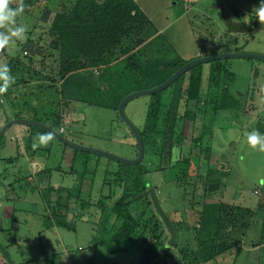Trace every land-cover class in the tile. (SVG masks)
Here are the masks:
<instances>
[{"label": "rangeland", "instance_id": "rangeland-1", "mask_svg": "<svg viewBox=\"0 0 264 264\" xmlns=\"http://www.w3.org/2000/svg\"><path fill=\"white\" fill-rule=\"evenodd\" d=\"M28 1L31 3L27 6L28 11L24 8L16 17L15 25L0 26V32L9 35L16 27L26 28L23 39L11 37L9 43L0 48V67L7 65L15 57H20L26 67H31L29 72L25 69L24 82H14L6 91H0V128L11 118L34 119L30 116L33 112L26 106L29 98L26 95L41 90L40 85L52 84L54 80L60 81L59 53L54 48L55 38L50 26L54 16L63 8L72 7L76 0H22L23 5ZM136 1L142 7H151L155 21L158 25H164L160 29L154 21L157 33L165 36L169 43L168 49H175L178 56L188 61L235 49L264 54V20L257 16L261 0H167L166 4V0ZM20 3L21 0H8L10 8H17ZM219 4H224L235 19L244 20L252 27L246 36L227 30L218 8ZM157 11L164 14L162 23L157 18ZM31 42L35 44L32 50L27 47ZM154 42L148 38L141 44L140 51L153 58L152 53L160 47ZM218 60H224L226 68L228 64L236 74L237 78L233 81L231 90L242 100L239 115L237 116V109L217 114L209 122L213 126V135L209 139L201 133L205 123L201 113L206 108L205 105L201 102L193 103L183 95L176 110L179 118L174 140L180 133L184 134L185 140L183 144L175 141L171 161L197 157V163L191 166L187 184H177L167 176V166L171 164L168 155L160 157L155 153L152 160L149 157L146 160L149 168L147 179L152 187L156 186L162 206L173 221L184 222L180 224L178 240L167 252L168 264L191 262L194 257L187 247L193 246V226L199 219L201 205L222 201L249 207L254 211L255 217L243 238L242 247H235L226 253V258L217 257L207 264L264 262V243L258 242L264 211V151L259 146L253 148L247 140L248 133H260L255 127L258 118L264 116V61L245 57ZM214 61L201 64L204 68L202 84L205 92L213 89L209 75L213 71ZM256 69L259 71L256 72ZM82 72L93 74L100 84L104 82V67L90 68ZM225 72L226 70L220 77ZM213 75L214 78L218 77L215 73ZM2 84L3 80H0V85ZM184 85L183 78L182 88ZM44 88L47 92L48 87L45 85ZM172 94L173 87L165 92V102L172 100ZM51 101L53 103L50 112L61 117V130H56L63 132V135L125 158L136 156L135 136L131 128L122 121L118 108L115 110L87 105L60 96ZM149 104L150 95H144L126 105L127 116L139 130L145 125ZM42 108L47 110L46 103L42 104ZM22 109L25 112L19 113ZM192 111L197 115L196 120L185 119L184 115ZM30 132L28 125L9 128L5 133L6 143L0 150L3 158L17 157L13 162L2 157L0 159V244L12 261L18 264H147V257L141 251L112 253L105 245L97 244L95 239L101 216V210L96 204L102 195L112 192L110 182H113V175L107 176V182L104 177L115 170L116 161L88 151H84L90 155L88 161H85V156L73 161L74 147L67 144L65 147L55 136L48 137L46 143H41L37 137L30 142ZM194 138H202L203 145H195ZM34 144L38 145L37 152L29 156L28 150H34L31 146ZM210 167L215 168L208 171ZM46 168H52L53 171L50 176L48 172L43 173V178L46 177L43 183L30 181L34 190H25V186H20L17 181L21 175H31ZM209 172H214L212 175L217 180L224 178L217 190H210V185L206 184L211 176H208ZM48 186L61 188L64 193L68 189L73 192L68 219L75 224V229L58 226L47 229L42 225L41 214H44L45 203L39 192ZM122 190L120 187L117 193ZM79 193L84 200H90V206L81 207L75 195ZM14 222L15 226H12ZM231 232L236 239L240 238V232ZM7 257L0 250L1 264H10L6 262ZM25 261L30 262L23 263Z\"/></svg>", "mask_w": 264, "mask_h": 264}, {"label": "trees", "instance_id": "trees-1", "mask_svg": "<svg viewBox=\"0 0 264 264\" xmlns=\"http://www.w3.org/2000/svg\"><path fill=\"white\" fill-rule=\"evenodd\" d=\"M30 4V1L24 4L27 11V6ZM50 30L55 38L54 48L59 53L60 81L54 80L52 84L40 85L41 90L28 93L26 96L29 98L26 106L33 112L30 115L32 118L59 131L61 130L59 121L61 117L50 112L53 103L51 100H55L58 96L80 101L87 105L117 110L125 95L162 83L180 66L188 62L178 56L175 49H168L167 39L157 33L154 21L136 0H76L72 7L63 8L54 16ZM148 38L153 39L156 46L160 45L158 50L152 53L153 58L140 51L141 44ZM34 45L31 42L27 47L32 50ZM40 49L38 48V51H41ZM223 62L224 60H215L213 63L216 64V69L212 63L213 71L209 75V80L213 89H208V92L203 91L204 68L199 64L178 77L166 89L150 95L147 119L141 129L145 145L144 158L135 164H125L114 160L117 163L115 170L107 173L104 177L107 182L106 180L109 179L107 176L113 175L111 178L113 182H110L112 183V192L102 195L99 200L100 204H96L101 210L95 235L97 244L105 245L112 253L141 251L147 257V264H168L167 252L170 246L167 244V239L169 233L156 211L149 192L152 185L146 176L149 170L146 160L148 157L152 160L154 154L157 153L160 157L168 155L171 161L175 141L179 144L184 143L183 133H180L174 140L175 127L179 118L176 110L179 99L183 95L193 103L201 102L205 105L206 108L201 113L205 120L201 133L208 136L209 139L213 135V126L209 122H212L217 114L237 109V116L239 115V111L242 109V100L231 90V85L237 77L231 67H228L227 64L226 68ZM7 66L11 76H15L16 84L24 82L25 69L28 72L31 70V67L24 65L20 57L12 58ZM102 67H104L102 74L104 82L101 84L93 74L88 75L87 72H82L90 68L100 69ZM224 70H226L225 75L220 77ZM258 71L256 69V72ZM214 73L218 77L214 78ZM183 78L185 80L184 88L181 86ZM45 85L48 87L47 92L44 88ZM171 87H173L172 100L165 102V92ZM44 103H46L48 111L42 108ZM24 112V109L19 111V113ZM192 113L187 112L184 115L185 119L195 121L197 115ZM28 127L31 131L30 142L34 137L38 139L41 136L47 139L48 137L54 138L46 130L36 126ZM255 130L264 134V116L258 118ZM193 142L195 145L201 146L204 141L202 138H194ZM5 143L4 135L0 138V150ZM65 147H67L66 144ZM37 149L30 148L29 156L35 155ZM73 150V161L81 156H85V161H88L87 158L90 157L88 153L75 148ZM16 158L15 156L3 159L13 162ZM196 159L197 157H184L175 162L171 161V164L167 166V176L172 182L187 184L191 175V166L197 163ZM213 168L215 167H210L208 171ZM52 171V168L37 170L31 175H21L17 181L20 182V186H25V190H34L30 181L35 180L43 183L46 178H43V173L48 172L50 176ZM213 173H208V176H211L206 184L210 185V190H217L221 186L220 181L222 182L224 178L217 180L212 175ZM106 185L108 184H104V186ZM120 187L123 190L118 194ZM154 188L157 190L156 186ZM39 193L45 203L44 214H41L42 225L47 229L53 226L75 229V224L68 219L69 202L74 197L73 192L68 189L64 193L61 188L48 186L40 190ZM75 195H77V200L79 199L82 208L91 205L90 200H84L80 193ZM201 207L199 219L193 226V246L187 247L194 258L187 264H207L217 257L226 258V253L235 247H242L243 238L255 217L254 211L249 207L224 201L207 202ZM168 215L170 216L169 213ZM173 223L177 230L178 240L180 224L184 222L173 221ZM233 230L240 232V238L236 239L235 236H232L233 232L231 231ZM258 242L264 243V211ZM143 259L145 260V258ZM152 261L154 263H151ZM28 262L30 261L23 263Z\"/></svg>", "mask_w": 264, "mask_h": 264}, {"label": "water", "instance_id": "water-1", "mask_svg": "<svg viewBox=\"0 0 264 264\" xmlns=\"http://www.w3.org/2000/svg\"><path fill=\"white\" fill-rule=\"evenodd\" d=\"M218 8L221 10L222 19L229 32L245 34V36L250 32L251 30L250 25L244 20L235 19L224 4H219ZM235 57H245V58L259 59V60L264 61V54L257 53V52L256 53L249 52V51H244V50H239V49H235L230 52H221V53H216V54L205 55V56H201V57H198L196 59H192L186 62L185 64L180 66L165 81L158 84L157 86L152 87V88L135 90L125 95L118 106V112H119V115L122 121L131 128L135 136V139L137 142V154L134 158H125V157L116 155L114 153H111V152H108V151H105L99 148L87 146L83 142L74 141L71 138L57 131L52 126L44 122L31 119V118H11L9 119L8 122H6L0 128V138L3 137L5 133L7 132V130L13 126H17V125L36 126L43 130H46L47 132L55 136L56 139H58L62 143L70 145L76 149L92 152V153L99 154L102 156H106L110 159H113V160H116V161H119L125 164L138 163L142 161V159L144 158V154H145V145H144L143 135L141 133V130H139V128L137 127V125L127 116L125 112L126 105L135 98H138L144 95H152L154 93H157L159 91L166 89L178 77H180L182 74L189 71L191 68H193L196 65L211 62V61L218 60V59H230V58H235ZM149 192H150L153 204L156 208V211L160 215L161 219L163 220L164 225L170 235V238L168 240V245L171 246L177 240V230L175 228L173 220L171 219V217L168 215V213L165 211L164 207L162 206L157 190L154 187H150ZM0 248L5 250L4 247L2 248L1 244H0ZM5 254H6V257L8 256L7 261L10 264H18L12 261V259L10 258L7 252Z\"/></svg>", "mask_w": 264, "mask_h": 264}, {"label": "clouds", "instance_id": "clouds-1", "mask_svg": "<svg viewBox=\"0 0 264 264\" xmlns=\"http://www.w3.org/2000/svg\"><path fill=\"white\" fill-rule=\"evenodd\" d=\"M260 7L257 9V16L260 20H264V0H261ZM24 11V5L21 0L19 7L10 8L8 6V0H0V26L5 25H15L16 17ZM241 20V19H239ZM251 27V26H250ZM252 28V27H251ZM26 28L23 26L16 27L11 31V34L0 32V48H3L9 43L11 37H19L20 39L24 38V33ZM0 80H3V84L0 85V91H6L7 88L14 83V77L10 75L7 65L0 67ZM41 143H46L47 138L41 136ZM248 143L253 147L259 146L261 151H264V135L253 131L248 133L247 137ZM38 147L37 144L33 145V148Z\"/></svg>", "mask_w": 264, "mask_h": 264}, {"label": "crops", "instance_id": "crops-1", "mask_svg": "<svg viewBox=\"0 0 264 264\" xmlns=\"http://www.w3.org/2000/svg\"><path fill=\"white\" fill-rule=\"evenodd\" d=\"M185 1V0H184ZM167 3V0H166V2H165V4ZM141 6V5H140ZM142 7V6H141ZM153 7H155V6H153ZM144 10H145V12H147V14L149 15V17L153 20V21H155V19H154V17H153V15H152V13H151V11L150 10H152L151 9V7L149 8V6L148 7H142ZM157 8V7H156ZM158 9V8H157ZM161 15V16H160ZM163 17H164V14H162V13H160V11H157V18L159 19V21H161V23H162V21H163ZM156 23H157V21H155ZM157 25H158V23H157ZM159 28L160 29H162V28H164V25H161L160 23H159ZM161 31V30H160ZM0 225H1V222H0ZM12 226H15V222L14 223H12ZM254 248L255 249H257V247L254 245ZM43 251H45L44 249H42ZM51 251V250H50ZM53 252V251H52ZM48 257V256H47Z\"/></svg>", "mask_w": 264, "mask_h": 264}, {"label": "flooded vegetation", "instance_id": "flooded-vegetation-1", "mask_svg": "<svg viewBox=\"0 0 264 264\" xmlns=\"http://www.w3.org/2000/svg\"><path fill=\"white\" fill-rule=\"evenodd\" d=\"M0 249H1V248H0ZM1 250L3 251V256H4V255L6 256L5 251H4L3 249H1ZM6 262H8L7 259H6Z\"/></svg>", "mask_w": 264, "mask_h": 264}]
</instances>
